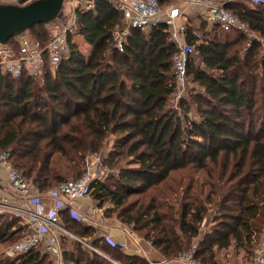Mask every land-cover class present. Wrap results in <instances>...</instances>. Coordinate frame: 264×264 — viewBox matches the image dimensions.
<instances>
[{"label": "trees", "instance_id": "16d2710c", "mask_svg": "<svg viewBox=\"0 0 264 264\" xmlns=\"http://www.w3.org/2000/svg\"><path fill=\"white\" fill-rule=\"evenodd\" d=\"M158 1L167 8L177 0ZM95 3L96 14L80 12L78 34L90 44L89 55L69 35V53L55 66L46 65L42 81L28 73L12 77L0 68V153L8 151L9 162L47 191L79 178L90 156L112 142L103 161L111 172L91 183L99 207L111 204L109 215L116 214L169 259L196 243V257L205 264H223V257L229 261L242 251L244 264H250L264 237V135L262 127L256 133L255 118L264 55L260 75L254 72L256 64L243 61L234 48L244 32H224L219 25L207 30L203 21L199 34L188 20L186 41L195 50L187 79L194 86L174 104L172 57L178 47L168 25L132 28L121 51L113 33L121 12L109 0ZM223 5L264 35V3ZM57 19L66 22L68 11L8 41L17 45L16 37L27 31L46 40V25ZM260 89L264 97V85ZM222 157L225 170L216 180L213 170H204L208 180L201 183L189 177L184 185L185 176L173 177L185 171L180 169L203 168ZM4 215L0 243L19 241L27 226ZM60 215L67 229L103 253L63 237L62 245L70 244L63 246L64 264H153L95 236L94 227L72 216L69 208ZM210 221L212 226L204 228ZM12 260L5 264H54L39 247Z\"/></svg>", "mask_w": 264, "mask_h": 264}, {"label": "built area", "instance_id": "2783aa9c", "mask_svg": "<svg viewBox=\"0 0 264 264\" xmlns=\"http://www.w3.org/2000/svg\"><path fill=\"white\" fill-rule=\"evenodd\" d=\"M121 12V22L114 30L115 46L123 51L127 37L132 28L140 27L144 30L156 26L161 22L167 25L174 23L181 15L178 7L165 8L169 12L164 17V8L158 0H109ZM188 3L203 4L207 8L206 19L212 25H219L224 31L238 30L249 31L250 25L234 11L225 7L217 0H186ZM252 3L263 4L264 0H250ZM1 3L20 4V0H0ZM167 10V11H168ZM68 11V19L54 20L48 28V38L42 40L24 32L16 37L17 45L6 41L0 42V68L6 75L19 77L24 73L33 76H42L47 64L55 66L63 56L69 53V35L76 34L79 30L80 12L92 11L96 14L95 0H65L63 12ZM181 29L185 32V26ZM177 35V34H176ZM178 36V35H177ZM177 51L172 57L173 74L176 82L175 94H181L187 82V64L195 45L183 38L176 37ZM9 152L4 151L1 162L6 166L8 177L6 182L0 180V214L9 213L21 219L27 226V233L9 249L11 256H19L31 249L44 248L54 260V264H64L62 238L70 237L84 242L92 249H98L85 242L67 229L61 222L60 210L69 208L72 216L82 222H87L92 216L81 213L74 204L77 198L91 195V183L94 174L87 169L79 178L68 179L60 185L47 191H42L29 179L22 169L8 160ZM7 187L8 190H5ZM51 197L54 203L48 206L42 197ZM109 240V239H108ZM112 244L116 245L112 240ZM183 264H205L196 257V243L191 248L183 251L178 258ZM175 259V260H176ZM174 260L164 259L154 264H172ZM250 264H264V237L256 249Z\"/></svg>", "mask_w": 264, "mask_h": 264}, {"label": "crops", "instance_id": "0c3cea01", "mask_svg": "<svg viewBox=\"0 0 264 264\" xmlns=\"http://www.w3.org/2000/svg\"><path fill=\"white\" fill-rule=\"evenodd\" d=\"M217 1L222 4L226 2H237V1L250 2V0H217ZM177 2H178L177 5H170L167 7L169 8V10L172 7H178L180 8L182 12L181 15L178 18H176L172 26L168 25L173 40L176 37H179V38L184 37L185 32L182 31L181 26L184 25L186 28L188 20L189 22L191 21V23H193L195 30H197L199 34L203 33L202 31H200L201 22L203 21H206L207 23L206 29L212 30L214 25L207 22V19L205 16L207 12V8L205 5L199 4V3L190 4L186 0H177ZM167 10L168 9L164 10V17H166L169 12V10L168 11ZM145 31H148V30H145ZM81 36L82 35H77L76 37L78 38ZM77 38L73 39V42L78 45L79 41L77 40ZM87 46L90 48V53H91L92 48L90 44L87 43ZM0 167H1V170L7 169V168L6 169L3 168V166H0ZM97 170H100V168H97ZM5 190H8V189H5ZM42 200L48 206L54 203V200L51 197L44 196L42 197ZM74 204L79 208L81 213H85V214L92 216V218H90L87 222H84V223L86 225L88 224L94 227L95 236L97 237L104 236L108 238L109 240H112L116 244L115 246L120 247L121 250H123V252H125L126 254L140 255L146 258L150 263H153V264L156 262H161L164 259H168L162 254V252L158 248L152 245L150 241L146 240L138 231L132 228L131 225L121 220L116 214L112 213L109 215L107 213V209L112 207L111 204L109 206L99 207L97 202L93 199L92 196L77 198L76 200H74ZM204 228H206V226ZM88 238L91 239V237H88ZM81 239L87 242L86 238L85 239L81 238ZM62 246L67 247V246H70V244L66 243L65 245H62ZM242 254H243V251L239 255L242 256ZM175 259H173L174 261L172 262V264H183L182 261L178 259L175 260ZM223 259L225 258L223 257L221 260ZM235 264H244L243 258L241 262L236 261Z\"/></svg>", "mask_w": 264, "mask_h": 264}, {"label": "rangeland", "instance_id": "374dc122", "mask_svg": "<svg viewBox=\"0 0 264 264\" xmlns=\"http://www.w3.org/2000/svg\"><path fill=\"white\" fill-rule=\"evenodd\" d=\"M177 3L178 2L176 1L171 5H177ZM46 26H47V28H50V25H46ZM244 34H245L244 40L241 42V44L238 45V47H234V48L239 50L240 57L242 58L243 61L249 60L251 63L256 64V68H254L255 69L254 72L255 73L259 72L261 75V68H260L259 61L262 59V57L264 55V35H262L261 33L255 31V30H252V29H250L247 32H244ZM77 35H79L78 32L76 34L74 33V35H72V40L77 38L76 37ZM82 37L83 36L77 38V40L79 41L78 45L86 55H89L90 54V48L87 46V42H85ZM246 68H244V70H246L247 74H250L249 71L247 72ZM36 77L38 78L39 81H42L40 79L42 76L38 75ZM252 83L253 82H251V80H249V86L250 87L252 86ZM263 85H264V81L263 82H261V81L257 82V88H258L257 89V91H258L257 98L259 99L258 100V106L259 107H258V109L255 107L257 109L255 118L258 119L257 117H259V123H258V126H256V130H257L256 133H259V130L262 127V132H261L262 135H264V102L261 101V99H263L264 97H263V94L260 93V91H261L260 87H262ZM192 86H194V84L190 81V78H188V80L184 86L185 89L182 92H179L181 94H173L172 95V98H171L172 102L175 104L179 97L188 96V91H189V89L192 88ZM111 140H112V138H111ZM111 144H112V142H109L106 145V147L104 148V151H102L99 154L91 155L87 161L86 170L90 169L92 171V173L94 174V179L95 178H105V176L111 172V169L103 164L104 158H105L106 153L108 152V149L110 148ZM2 154L3 153H0V160H1ZM0 166H3V168L6 169V166L1 161H0ZM224 166H225V160H224V157H222L216 164L209 163L206 167H203V168H201L199 166H191V167L186 168V169H180V170H185V171H177V172L173 173V177L177 178V180H180V177L185 176L184 177V185L187 184V182L189 181V179H188L189 177L193 178L195 180H198V183H201L202 180H208V176L204 170H213V175H214L213 180H216L215 177L218 176L219 170H225ZM97 168H100V170H97ZM198 170H201V171H198ZM228 170H230V168ZM7 175H8L7 169L1 170V167H0V180L2 182H6L7 177H8ZM207 188H208V186H205L206 191L208 190ZM6 189H7V187H6ZM90 196H92V195H90ZM109 205H107V206H109ZM10 215L11 214L6 213V215H4V216H5V218H7L8 216L10 217ZM12 216H15V215H11V217ZM212 224H213L212 221H210L207 223L206 227L210 228L212 226ZM72 230L76 231V230H78V228L75 226H72ZM19 238H16L12 242L0 243V264H5L6 261H9V262L13 261L12 259H14L15 257L11 256L8 253V249ZM72 241H73V239L70 240L69 243L73 244ZM41 251L43 253H46L44 248H42ZM244 254H245V252L243 251L242 256L239 255L238 257H229L230 258L229 261H227L226 259H223L222 263L223 264H231V263H234L236 261L241 262L242 258H243V260L245 259V256H243ZM223 255H224V252H222L220 254V257H223Z\"/></svg>", "mask_w": 264, "mask_h": 264}, {"label": "water", "instance_id": "95a60500", "mask_svg": "<svg viewBox=\"0 0 264 264\" xmlns=\"http://www.w3.org/2000/svg\"><path fill=\"white\" fill-rule=\"evenodd\" d=\"M65 0H33L25 4L0 2V42L33 25L55 19L64 8Z\"/></svg>", "mask_w": 264, "mask_h": 264}]
</instances>
